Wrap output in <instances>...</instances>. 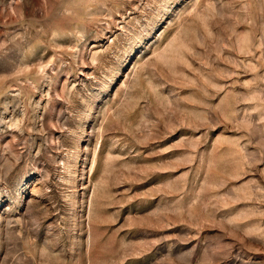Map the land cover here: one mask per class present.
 <instances>
[{
  "label": "rangeland",
  "instance_id": "obj_1",
  "mask_svg": "<svg viewBox=\"0 0 264 264\" xmlns=\"http://www.w3.org/2000/svg\"><path fill=\"white\" fill-rule=\"evenodd\" d=\"M0 264H264V0H0Z\"/></svg>",
  "mask_w": 264,
  "mask_h": 264
}]
</instances>
